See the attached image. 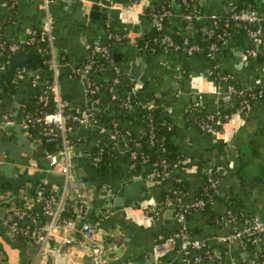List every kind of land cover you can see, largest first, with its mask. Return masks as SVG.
Returning a JSON list of instances; mask_svg holds the SVG:
<instances>
[{
    "label": "crops",
    "instance_id": "crops-1",
    "mask_svg": "<svg viewBox=\"0 0 264 264\" xmlns=\"http://www.w3.org/2000/svg\"><path fill=\"white\" fill-rule=\"evenodd\" d=\"M96 1H110L114 7L69 0H58L49 7L52 43L59 58L57 80L62 96L68 97L77 109L89 106L83 84L75 70L88 57L85 48L87 42L98 40L109 44L111 60L105 73L97 80L113 81V78L117 77L115 92L119 97L131 96L139 104L157 102L164 107L174 128L172 141L185 156L182 162L184 167L178 172L184 176L187 189L171 198H179V203L176 200L166 202V198L161 200V193L172 189L176 171L170 170L158 180L159 178L153 176L151 165H141L139 168L130 160L124 137L126 138L127 132L142 135L145 129L133 113L112 105L104 87L99 94L103 104L101 109L105 112L103 122L97 121L87 126L76 124L69 134V139L75 142L69 155L72 178H88L89 181L87 188L66 190L67 199L75 204L74 209L77 203L84 206L83 211L75 212L77 222L74 227L60 222L59 226L51 231L42 250L35 241L34 232H44L51 221L41 206L34 201L32 192L43 186L44 192L48 187L49 194L60 196L65 188L64 178L63 185H59L56 178L49 182L46 177H38L39 174L46 173L55 176L61 174L52 170L50 172L48 161L43 155H38L42 148V128L36 120L32 123L39 136L36 141H31L33 155L26 157L12 170L13 179L19 181L17 191H13L11 179L4 176L0 170V264H93L89 243L79 231V223L82 221L93 225L95 237L104 248V262L108 264H143L155 243L173 239L171 235L181 227L195 238L205 240L209 247L224 252L227 263L250 264L252 259H256L254 256L257 252L246 249L243 235L234 237V234L241 232L247 220L253 217L264 222V77L262 76L260 87L263 96L254 101L250 110L242 116L241 126L234 131L235 126L226 125L227 131L235 134L231 141L197 128L191 121L190 110L197 102L210 111L215 112L217 107L221 108L223 103L219 100L220 94L214 92L211 87L213 84L222 88L225 84L221 80L225 76L239 87L253 85V81L262 75L261 67L264 62L261 57L264 56V47L259 48L258 57L243 62L241 52L254 48V45L246 27L234 24L227 42L220 45L211 55L205 52L188 55L185 51H173L170 48L146 53L139 51L136 40L152 26L151 22L142 18L149 0H143L137 5L132 0ZM196 1L202 4L206 14L194 17L201 18L194 24H200L203 31L211 28V15L225 14L227 5L234 2L250 1V6L264 24V0ZM92 5L98 7L95 11L96 17L89 16ZM135 5L138 7L133 18L126 10ZM185 15L186 13L181 16L173 15L169 20V28L183 32L188 26L193 28V18L188 23ZM44 17L45 13L40 8L39 0H0V36L7 41L26 39L33 30L40 29ZM110 33L124 34L126 39L109 43L107 35ZM136 61L140 63L138 77L131 73V64ZM8 66L0 62V71ZM208 71L212 73L209 74ZM201 75L205 78H200ZM52 79L53 72L46 69L40 72L39 82L34 86L30 75L17 73L11 81L16 85L15 92L11 95L3 94L0 100V129L9 130L18 119L22 128V119L16 113L19 111V102L35 93L39 95L44 84ZM193 80H198L205 91L198 92L192 84ZM231 101L233 104L235 100ZM114 117L123 138L117 141L104 164L100 165L94 162L93 151L101 145L109 144L107 126L109 119ZM4 119L7 121L4 122ZM10 163L11 160L6 155H0V166ZM199 165L214 172L219 179L216 199L211 202V208L221 214L215 225L206 224L198 209H190L184 221L178 218L179 210L189 208L202 184V177L197 173ZM138 179L145 184L135 190V197L127 199V203H130L125 208L127 213L118 215L115 221L113 219L111 222H105V207L111 206L119 193L113 188L119 184L124 185L129 180ZM105 188L113 192L108 194L110 201L106 203L103 202ZM138 197L141 202L133 205ZM226 200H234L235 207L240 211L241 217L235 215L233 222L225 219ZM3 201L7 202L1 204ZM142 203L149 205L146 217L139 207ZM130 207H133V210L130 211ZM14 209L27 210L30 216L23 220L17 219L12 216ZM114 213L115 211L111 212V215ZM6 217L10 219L8 225L17 226L20 232H13L4 224ZM151 223L153 225L149 228ZM173 241L164 254V259L158 263L209 264L185 260L179 249V240Z\"/></svg>",
    "mask_w": 264,
    "mask_h": 264
},
{
    "label": "built area",
    "instance_id": "built-area-1",
    "mask_svg": "<svg viewBox=\"0 0 264 264\" xmlns=\"http://www.w3.org/2000/svg\"><path fill=\"white\" fill-rule=\"evenodd\" d=\"M8 1V0H6ZM58 0H39L40 8L44 11L45 17L42 21L41 27L38 30H33L30 35L21 41H7L1 38L0 36V54L7 52V55L11 53H17L19 51H26L24 47L27 45L36 47L37 54L41 52H45L49 54V58L46 63L48 64V69L53 72V79L51 82H47L44 84V88L42 92L39 94L38 98L41 100H45L46 104L50 106L51 111L37 114V116L33 117L29 114H25L22 119V124H33L32 121L36 120L42 128V135L45 136V142L47 143H56L58 149L54 152L49 150L43 151V156L49 163V168L52 171L58 172L59 174L64 176L65 179V188L64 192L60 196L48 195L45 196L44 187L39 186L35 193L34 201L38 203L44 213L47 215L48 219L51 221L50 225L45 229V231L36 230L35 233V241L39 246V249H43L44 243L48 239L51 234V231L59 226V216L61 211L65 207L68 202V193L66 192L68 182L72 178L71 168L72 163L70 160V152L71 148L74 145V140L69 139V134L72 132L74 125L87 126L96 123L94 112L91 110L97 109L96 107L98 103V99H90V96L95 94L97 90H99V85H97L93 80L92 83L89 79V74L94 66V61L91 60L94 54H98L103 58H106L108 61L111 60V55L109 52V44H103L98 40L90 41L85 44V48L88 51V60L75 70V73L78 75L79 79L83 84V90L86 98L89 100V106L83 109H77L73 111L71 108L70 111H66L67 106L69 105L68 100L63 98L59 83L57 80L58 69H59V61L58 55L56 54L55 48L52 43L51 29H52V19L49 14V7L52 3ZM71 2L80 1L81 3L87 4H95L98 3L102 6L114 7V4L108 1L107 3H100L96 0H69ZM134 4L142 3L143 0H132ZM148 2V1H147ZM186 0H182L180 2H176L174 0L171 1L170 5L173 7H181V5L185 4ZM133 6L128 8L126 11L129 12L130 16L135 18L133 14L136 13V9L138 6ZM149 5V4H148ZM123 11V9L121 8ZM227 17L224 22L223 31L217 34H214V29L217 27L219 18L218 15H211L212 19V28L208 31L209 36H214L215 40L210 44V46L205 50L207 55H211L213 51H216L220 45L225 44L227 42L229 32L227 31V27L229 26V22L232 21L234 24H240L246 27L249 35L251 36V41L254 45V48L246 49L241 52V60L243 62L248 61L251 58H256L260 55L259 48L264 47V24L261 18L257 15L256 11L252 9L250 6L247 7H238L235 3H229L226 7L225 11ZM198 15V14H197ZM196 13L186 14L185 18L187 21H190L192 18L197 16ZM171 13L168 10L157 11L152 13L151 17V25L155 27L156 31H159L158 36L161 38V41L165 43L166 47H169L173 51H178L180 49H185L184 51L188 55H192L195 53L201 52V49L196 44L188 45V36L187 33H192L191 27H187L185 33L182 37V44L185 48H182L181 43L175 42L172 38L171 34L173 33L172 29L164 28L163 20L169 19ZM108 42H121L126 39V35H115L109 34L107 35ZM147 43L145 44V48H147ZM40 55V54H39ZM9 65L8 60H6ZM264 62V60H263ZM28 67V68H26ZM262 75L257 77L253 81V85L249 87H239L234 83L230 82L228 76L222 78V82L225 84L222 88L220 86L216 87L212 84L211 89L214 92H218L220 94L219 100L225 104L229 105L230 114H224L221 116L220 108L217 107L215 112L208 114L206 116V120L199 123V128L208 133L219 136H222L224 139L229 141L234 134L229 133L226 129L227 124H232L235 126L234 131H236L242 124V116L246 114L254 101L261 99L263 96V92L260 89L262 84V78L264 77V65L261 67ZM27 74L32 77V84L36 86L40 79V72L36 69L31 68L30 66H25L17 69L16 74ZM209 74L212 72L208 71ZM15 74V75H16ZM263 76V77H262ZM199 78V77H197ZM202 79H204V75H201ZM118 82L117 77L113 78L112 86L108 89L110 94V98L112 101L117 99V94L115 92V85ZM193 86L198 90V92H204L205 89L202 88L198 82V80H193ZM200 97V95H198ZM235 100L233 104H231V100ZM152 103L147 104H139L138 101L133 102L130 96H127L126 101L122 103L121 106L124 107L127 111L132 112V107L137 104L138 106L146 107L147 109H152ZM198 102L194 104V108L198 107ZM222 108V107H221ZM33 117V118H32ZM147 119V135L150 143L153 142L155 137V127L152 123L151 116L148 114L146 116ZM73 123V125L71 124ZM114 129H110L107 126V134L109 137V144L101 145L98 147L97 154L93 157L95 163L101 161L103 155L106 152H110L115 147L118 140L122 137L121 131L118 127L117 123H113ZM237 125V126H236ZM239 125V126H238ZM131 132H127L126 138L124 140L127 145L128 156L130 160L134 163L135 159L138 157L137 149L140 147V142L138 139L127 140V137L130 136ZM232 134V135H231ZM132 141V143H130ZM110 149L104 150L105 146H110ZM142 158L141 165H146V156L140 154ZM163 173L168 172L166 170L167 163L163 160ZM153 167V166H152ZM153 176L155 178H161L160 173L158 174L156 170L153 168ZM203 172L206 174V182L209 187L213 190L215 194L218 188L219 179L216 176H212V171L209 169H203ZM161 176V177H160ZM179 178H176V181H179ZM205 183V182H204ZM203 183V184H204ZM166 202H176L179 203V198L171 199L166 197ZM211 201V200H210ZM206 204L204 199L195 198L189 208L180 209L178 212V218L180 221H184L185 215L190 209H202ZM148 204L142 203L139 207L143 213V216L146 217L148 213ZM83 204L78 203L74 212L83 211ZM133 210V207H130V211ZM12 216L23 220L30 216V212L23 209H14ZM148 217V216H147ZM235 215L231 212H228L225 216V219L229 222H233L235 219ZM76 219H66L60 224H64L66 226L74 227ZM10 219L6 217L4 220V224L8 225ZM10 227V225H8ZM13 232H20L19 228L15 225H11L10 227ZM25 230V229H24ZM22 231V230H21ZM79 231L82 234V237L85 241L89 243V246L93 255V264H103L104 263V248L98 242L95 237V230L93 225L88 221H82L79 223ZM264 234V222L261 221L257 217H253L244 225V228L241 232H236L234 237H238L240 235L244 236V244L246 246L247 242L253 244L254 249L257 253L254 257L256 259H252L250 264H264V246L262 235ZM173 239H178L180 242V252L185 260L193 262V263H209V264H229L225 263V256L223 257L222 252L214 251L205 242V240L195 238L193 235L189 233L184 227L179 228L174 234L171 235ZM255 251H253L255 253Z\"/></svg>",
    "mask_w": 264,
    "mask_h": 264
},
{
    "label": "trees",
    "instance_id": "trees-1",
    "mask_svg": "<svg viewBox=\"0 0 264 264\" xmlns=\"http://www.w3.org/2000/svg\"><path fill=\"white\" fill-rule=\"evenodd\" d=\"M171 1L172 0H149V5L144 10V14L142 15V18L147 20L148 22H150L151 17H152V13L157 12V11L168 10L171 13V16L169 19L163 20V25H164V28H169V26H170L169 20L171 18H173V15L178 14L181 16L185 13L186 14L196 13V15L199 14V16H200V15L206 14L204 12L205 9L203 8L202 4L196 0H186V3L181 5V7H179V8L173 7L172 5H170ZM174 1L180 2V4H181L182 0H174ZM234 3L238 7L250 6V4H249L250 1L249 2H234ZM226 17H227L226 14H218L219 22H218L217 27L214 29V34H217V33H220L223 31L224 22L226 20ZM192 20H193L192 21L193 22V28H191L192 33L186 34V36H188V45L196 44L201 49V52H199V53H202V52L204 53L205 50L210 46V44L215 40L214 36H209V33H208V31L212 28V23L210 26L211 28H209L206 31H203L200 24L199 25L194 24L196 21H200L201 18H193ZM187 22L189 23V21H187ZM187 22H184V24H188ZM233 25H234V22L230 21L229 26L226 28L227 31H230ZM172 31H173V33L171 34V36L174 39V41L181 43L182 48H185V46L182 44L183 43L182 37H183V34L185 32H183V30H178V29H175ZM158 33H159V31H156L155 27L151 26L149 31H147L143 35H140L136 40L137 48L139 49V51H145L146 53L153 52V51L159 52L161 50L169 48V47H166L165 43L161 41V38L158 36ZM146 43L148 44L147 48L144 47ZM24 50L31 51L34 53L37 52L36 47L30 46V45L25 46ZM184 50L185 49H180L178 51H184ZM39 54L41 55V59L37 60V61H33L30 65V67L35 69V70L37 69L39 72H43L44 70L48 69V64L46 63V61L49 58V54H47L45 52H41ZM195 54H198V53H195ZM0 55H1L0 62L2 64H5V66H8V64H6L7 63L6 60H8L7 59V57H8L7 52L0 54ZM87 60H88V58H87ZM91 60L94 61V66L92 67L90 74H89V79L92 82V80L93 81L97 80V78L100 79V77L105 73L106 67H107V64L109 61L106 58H103L98 54H94L93 57L91 58ZM261 60H264V56L261 57ZM97 81L96 82L94 81V82L97 85H99V90H97V92L95 94L90 96V99H98V103H97L96 107H94L97 109H93V107H92L91 110L94 112L95 121L103 122L105 112L101 109L103 107V104L101 102L99 94L104 89V87H106L107 94L109 95L108 100L112 103V105L114 107L124 108L121 105L124 101H126L127 96L126 97H119L118 94L116 93L117 99L112 101L110 98V94H112V93L109 92V90H108L112 86V81H98V82ZM232 83H234V82H232ZM115 85H113L114 88L116 87ZM15 90H16V85L12 82L6 84L4 87L0 86V100L3 96V94H10L11 95L15 92ZM36 94L37 93L33 94L30 97L24 98L19 102L18 110H19L20 118L21 117L23 118V116L25 114H29L30 116L35 117V116H37V114H41V113L51 111V108L46 104L45 100L39 99L38 98L39 95H36ZM63 98H65L69 102V105L67 106L66 111H70L71 108H73L72 109L73 111L77 110V107H75L71 103V100L68 97H66L64 95ZM130 98L133 100V102L136 101L134 99V97L130 96ZM152 106H153L152 109H147L146 107L138 106L137 104H135L132 107L131 113H133L137 117V119L142 123L145 130H144V133L142 135H139V136H137L131 132L130 136L127 137V140L138 139V141L140 142V147L137 149L138 150L137 151L138 157L134 160L135 161L134 163L136 164L137 167L140 168V166H141L142 158H141L140 154H143L144 156H146L145 163L147 165L153 166L154 170H156V172L158 174L160 173L161 176L164 175V173H163V171H164L163 166L164 165L162 163L163 160L167 163L166 170H168V171L175 170L176 171L174 178H179L180 180L179 181L174 180L172 189L170 191H167V192H162L161 193L162 196L160 195L161 200H164L166 198V196H168L169 198H175L176 195H178L180 192H184L187 189L186 188L187 185H186L184 176H182V174L178 172L180 169H182L184 167L182 162L185 159V156H184L182 150L172 141V135L174 133V128L170 122V119H169L168 114L166 113L164 107L157 102H153ZM228 107H229V105L225 104L224 106H222V108H220L221 116H223L224 114H230L231 111ZM213 112H214L213 110L210 111L204 105H199L198 107L192 108L190 110L191 121L198 128L199 123H201L202 121H205L206 116L208 114L213 113ZM148 114L151 116L152 123L155 127V137H154L152 143H150L148 135H147V129H148L147 124L148 123H147L146 116ZM115 122H117L116 117L109 119L108 126L111 130L114 129L113 123H115ZM71 124L73 125L72 122H71ZM22 129L26 133V135L30 138V141H36V138L39 135L37 133L38 131H37L34 124H31V123L23 124ZM40 139H41L40 142H41L42 148H41V150H39L40 151L38 154L39 156L43 155L44 150H49L51 152H54L58 149V146L56 143L45 142V136H43L42 134H40ZM130 143H132V141ZM110 147H111V145L105 146L104 150L106 151V150L110 149ZM220 147H222V146L220 145ZM98 149L93 151L95 155L97 154ZM110 154H111L110 152L109 153L106 152L105 155H103L101 161L98 163L100 165L104 164V162L106 161L107 157ZM197 173L200 174L202 177V184L200 185L199 189L197 190V192L195 194V198H197V199L202 198L206 201L205 206L202 209H200V210L198 209V210L201 212L202 220L206 224L215 225L216 219H218V217L221 215V214L215 212L211 208L212 200L216 199L215 194L213 193V190L209 187V185L206 182V174L207 173L203 172V167L201 165L198 166ZM211 175L216 177V174L214 172H212ZM158 180H161V178H159ZM32 195L35 197V195H36L35 191L32 192ZM44 195L48 196L50 194L47 192ZM73 206H75L73 201L68 200L67 204L65 205V207L63 208V210L61 211V214L59 216L60 222H63L66 219H75V212H74ZM235 206L236 205H235L234 200H231L230 202L226 200L225 214H227L228 212H231L234 215H236L238 218H240L241 217L240 211ZM261 237L263 240V245H261V246H264V234ZM209 248H211V247H209ZM211 249L214 251L216 250L214 248H211ZM246 249H248V250L252 249L253 250L254 249L253 244H251L250 242H247L246 243ZM216 251H218V250H216ZM222 255H223V257L225 256V263H227L225 253L222 252Z\"/></svg>",
    "mask_w": 264,
    "mask_h": 264
},
{
    "label": "water",
    "instance_id": "water-1",
    "mask_svg": "<svg viewBox=\"0 0 264 264\" xmlns=\"http://www.w3.org/2000/svg\"><path fill=\"white\" fill-rule=\"evenodd\" d=\"M67 2V0H65ZM81 5V3H80ZM98 9L96 5H92L90 7V17H96L95 16V11ZM103 17L105 15L103 14ZM9 61V66L3 70L0 71V79L2 77V81L0 83V86L3 87L5 83L11 82L16 74L17 69L25 66H30L33 61H37L41 59V55L36 54L31 51H19L17 53H11L7 57ZM140 71V63L139 62H133L131 64V73L135 76L138 77ZM7 119H4V122H6ZM21 121L18 119L11 127L9 130L7 128H2L0 129V155H6L8 159L11 160L10 164H3L0 166V170L4 173V176L7 178L11 179L12 186H13V191H17L19 184L17 179H13V174L12 170L14 169V166L20 165L23 160L26 157H31L33 155V147L31 145L30 138L23 132L21 126H20ZM235 135V134H234ZM233 137L229 140L231 141ZM51 172V168H50ZM38 177H46V179L51 182L53 178H56L58 180L57 183L59 185H63V178L64 176H55L51 173H46L44 174H39ZM37 184V183H35ZM34 184V185H35ZM144 181L142 180H129L127 181L124 185H118L113 188L114 191H118L119 193L114 199V202L111 206H107L106 208V219L105 222H111L116 220L118 215L121 214H126L127 211L125 208H127V199L135 197L136 196V189L139 187L144 186ZM49 186V184L47 185ZM89 187V181L88 178H71L70 181L68 182L67 190H81L83 188ZM116 189V190H115ZM62 190V189H60ZM105 195L103 197V202L106 203L110 201V198L107 197L108 194L113 193L112 191L107 190L105 188ZM45 192H48V187L46 188ZM8 200V199H7ZM7 201H3L2 203H6ZM141 202L140 198H136L134 200L133 205H138ZM115 211L113 215H111V212ZM109 214V215H107ZM130 219V218H129ZM95 223V221H94ZM153 223H151L148 227L151 228ZM145 229V227H143ZM173 239H169L168 241L164 243H155V245L152 246L150 249L149 253L146 255V261L143 264H160L162 259H164V254L168 250V248L172 245ZM103 264H108V263H103Z\"/></svg>",
    "mask_w": 264,
    "mask_h": 264
},
{
    "label": "flooded vegetation",
    "instance_id": "flooded-vegetation-1",
    "mask_svg": "<svg viewBox=\"0 0 264 264\" xmlns=\"http://www.w3.org/2000/svg\"><path fill=\"white\" fill-rule=\"evenodd\" d=\"M18 117L20 118V114H19V111L16 112ZM11 115H13V113L11 112Z\"/></svg>",
    "mask_w": 264,
    "mask_h": 264
},
{
    "label": "bare ground",
    "instance_id": "bare-ground-1",
    "mask_svg": "<svg viewBox=\"0 0 264 264\" xmlns=\"http://www.w3.org/2000/svg\"><path fill=\"white\" fill-rule=\"evenodd\" d=\"M140 218V217H139Z\"/></svg>",
    "mask_w": 264,
    "mask_h": 264
},
{
    "label": "rangeland",
    "instance_id": "rangeland-1",
    "mask_svg": "<svg viewBox=\"0 0 264 264\" xmlns=\"http://www.w3.org/2000/svg\"><path fill=\"white\" fill-rule=\"evenodd\" d=\"M34 142V141H33Z\"/></svg>",
    "mask_w": 264,
    "mask_h": 264
}]
</instances>
